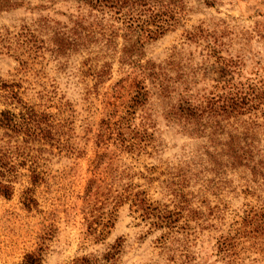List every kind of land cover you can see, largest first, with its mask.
<instances>
[{"label":"rangeland","instance_id":"rangeland-1","mask_svg":"<svg viewBox=\"0 0 264 264\" xmlns=\"http://www.w3.org/2000/svg\"><path fill=\"white\" fill-rule=\"evenodd\" d=\"M182 7L145 44V59L162 63L173 50L183 69H208L212 78L231 69L236 86L264 84V0H182ZM89 11L69 0L0 7V80L51 125L24 159H13L24 163L10 197L0 196V264H19L29 252L40 264H264V232L248 217L264 205V185L250 194L238 170L197 173L189 162L200 140L166 122L158 106L144 130L138 108L121 119L135 69L117 63L120 44L107 51L111 69L100 81L83 65V50H56L71 20L91 22ZM199 30L211 37L185 38ZM2 109L21 107L0 97ZM162 209L179 211L170 229L151 224Z\"/></svg>","mask_w":264,"mask_h":264},{"label":"trees","instance_id":"trees-1","mask_svg":"<svg viewBox=\"0 0 264 264\" xmlns=\"http://www.w3.org/2000/svg\"><path fill=\"white\" fill-rule=\"evenodd\" d=\"M69 1L86 6L92 20L88 22L81 16L71 20L72 27L56 38V50L61 53L83 50L87 55L83 65L90 72L88 74L100 81L106 74L102 69H111L112 56L107 51H114L120 44L117 63L135 69L128 77L133 94L121 119L130 121L134 109L138 108L136 125L144 130L152 126L154 115L151 111L158 106L166 122L175 125L185 135L200 140L189 162L193 168L197 167L198 170L194 171L203 173L209 170L220 176L226 169L238 170L245 193L254 194L264 185V84L245 88L236 86L229 75L231 69H215L219 73L216 78L208 77V69H183L177 60V52L173 50L162 63L145 59V44L176 22L177 12L184 11L182 0ZM22 2L0 0V7H17ZM206 36H210L206 30H199L198 34L187 32L185 38ZM209 80L214 83L208 84ZM0 90V97H9L21 107L16 113L0 110V196L9 198L16 165L24 163L13 162V159L21 156L24 159L29 144L46 139L51 125L46 113L26 106L12 87L1 80ZM119 124L116 125L118 129L121 128ZM140 202L143 206L140 209L148 215L143 201ZM263 206L259 203L250 209L248 215L257 233L264 232ZM175 208L182 209L180 205ZM161 211L156 212V220L151 224L172 228V217L179 211ZM19 264H40V258L29 252Z\"/></svg>","mask_w":264,"mask_h":264}]
</instances>
